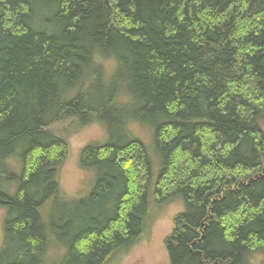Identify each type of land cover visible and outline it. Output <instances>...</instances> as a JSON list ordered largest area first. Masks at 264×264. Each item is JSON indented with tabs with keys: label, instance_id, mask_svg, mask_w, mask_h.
<instances>
[{
	"label": "trees",
	"instance_id": "1",
	"mask_svg": "<svg viewBox=\"0 0 264 264\" xmlns=\"http://www.w3.org/2000/svg\"><path fill=\"white\" fill-rule=\"evenodd\" d=\"M263 117L264 0H0V264H103L174 198L170 264H249ZM72 119L104 130L80 149L77 199L53 128Z\"/></svg>",
	"mask_w": 264,
	"mask_h": 264
},
{
	"label": "rangeland",
	"instance_id": "2",
	"mask_svg": "<svg viewBox=\"0 0 264 264\" xmlns=\"http://www.w3.org/2000/svg\"><path fill=\"white\" fill-rule=\"evenodd\" d=\"M105 65L108 70H111L114 67V62L112 59H108L105 61ZM131 124L129 122V125ZM139 126L140 124L137 123V129ZM260 126L264 132V117ZM53 128L67 137L69 146L67 157L57 172L61 193L66 198L77 199L87 192L93 179L90 171L83 170L79 166L80 149L88 142L102 139L104 137L103 127L98 123L77 125L72 119L57 122L53 125ZM145 130L148 131L146 128ZM148 139L149 136L144 138L146 141ZM68 202L66 200L53 204L52 213L57 218L73 213V205L69 206L70 210L68 212L65 211L68 208H63V206L68 205ZM183 210L184 205H182L179 198L171 199L158 209L155 207L147 219L142 236L129 247L110 255L103 264H169L164 239L172 231L175 215ZM3 216L4 210L0 208V240L2 237ZM57 254L58 252H51L53 256ZM248 262L249 264H264V251L249 256Z\"/></svg>",
	"mask_w": 264,
	"mask_h": 264
}]
</instances>
